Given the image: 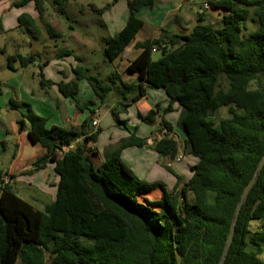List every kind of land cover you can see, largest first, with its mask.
Returning a JSON list of instances; mask_svg holds the SVG:
<instances>
[{
    "label": "trees",
    "instance_id": "trees-1",
    "mask_svg": "<svg viewBox=\"0 0 264 264\" xmlns=\"http://www.w3.org/2000/svg\"><path fill=\"white\" fill-rule=\"evenodd\" d=\"M69 1L76 0H53L56 11L65 14ZM157 1L129 0L125 25L104 42L105 61L119 57L134 40L142 27L139 10ZM30 2L41 18L42 0H18L13 5L20 8ZM206 4L221 12L218 26L205 21L203 10L186 35L161 30L158 38L134 44L139 54L126 71L136 74L135 84L123 83L112 73L103 85L80 66L72 69L73 81L56 84L59 94L73 99L77 82L85 79L103 105L118 84L119 102L109 111L129 136L108 147L98 167L90 157L96 152L87 147L98 130L88 134L86 122L46 128V118L34 114L28 104L10 102L12 109H24L17 121L19 130L27 123L30 142L45 149L30 172L52 163L58 181L54 201L42 211L2 186L0 264H217L234 207L264 154V0ZM17 21L36 30L30 15L21 14ZM47 34L60 37L50 26ZM153 53L158 59H152ZM69 54L62 50L59 56ZM35 56L12 55L6 66L13 70L17 62L23 68ZM39 84L51 82L40 74ZM145 88L164 91L168 98L164 114L173 111L174 103L179 106L182 154L197 160L186 182L175 175L177 183L170 192L138 179L120 158L128 147H147L169 158L178 146L166 132L148 146L126 120L119 119ZM222 108L227 117L216 121ZM156 116L155 111L138 115L148 124ZM161 125L171 130L167 122ZM157 187L163 191L159 200L143 196ZM251 223L257 224L254 231ZM224 264H264V165L241 206Z\"/></svg>",
    "mask_w": 264,
    "mask_h": 264
},
{
    "label": "crops",
    "instance_id": "crops-1",
    "mask_svg": "<svg viewBox=\"0 0 264 264\" xmlns=\"http://www.w3.org/2000/svg\"><path fill=\"white\" fill-rule=\"evenodd\" d=\"M3 9L0 5V35L11 30L15 21L12 19V11ZM208 9L206 2L203 0H188V2H184L183 0H159L151 8H142L137 14L138 18L142 21V27L136 33L134 40L112 62H107L101 58L102 65L104 63L101 69H99L101 63L91 62L90 60L93 57L95 48L93 45L94 42L90 40L91 38L88 39L91 35L88 34L86 28L79 30L81 31V35L70 28V39L75 43L78 51H81L80 53L82 54L84 53V56L80 54L78 56L80 58H77L73 53V48H70L69 45H64L61 51H70L71 54L68 56L74 55L75 60L86 68L92 66L94 71L90 73L96 76L103 85L107 84V77L112 73L117 74L123 83L135 84L136 74H131L126 71L128 64L139 54L134 49V44L158 38L161 30H166L171 34L186 35L198 23V15L203 10L205 11V16L208 15ZM212 11V17L214 16L216 21L209 23L218 26L221 12L219 10ZM76 15H79V13ZM30 17L34 19L31 14ZM80 21H82L81 24L77 23V25L84 27L85 21ZM122 21L120 19L115 23L112 21L116 26L111 34L102 39V50L105 40L112 37L111 35L114 31L118 32L125 25ZM0 51L5 53V46ZM12 53L6 52L7 56L17 54V52ZM58 53L60 54V51ZM38 59L40 60V58ZM44 62L47 63V61H43L42 64ZM65 63L64 69L67 71V75L64 76L60 75V71H57V74L60 76H53L50 72H45V69H42V73H44L43 79L50 81L51 84L45 87H41L39 84V89L30 86L31 81H26V78L18 81L16 76H9L7 78L4 75L0 76V189L6 185L18 198L39 211H42L45 205L54 201L58 178L53 171L54 165L52 163H46L42 168L30 172L35 161L45 154V149L39 144L30 142L27 136L30 128L27 123L23 125L22 130H19L17 121L21 117V114L24 113V109H12L10 107L11 101L14 103L28 104L34 114L46 118V128L51 126L60 128L79 126L81 123L86 122V132L88 134L98 130L96 140L87 145V147L96 152V154L90 156L94 167H98L106 159L108 147L114 146L120 139L129 136L127 131L113 123L109 115V109L119 102L116 92L118 84L113 86L112 91L105 99L104 105L94 95L85 79L77 82V93L73 99L65 98L59 94L56 84L59 82L69 83L73 81L74 74L72 73V69L79 66L76 65V62ZM12 67L14 68L13 70L8 69L6 66L12 74L16 75L18 73L16 64L12 65ZM0 69H2L1 66ZM38 69L40 70V67ZM86 70L87 74H90V70L88 68ZM25 81L28 86L24 84ZM6 84L7 87H5ZM10 88L13 90H10ZM128 96L129 98L131 97L130 95ZM76 104L81 109H78ZM167 106L168 98L163 90L145 88L144 95L134 102H130L126 108V112L119 115V119L126 120L127 125L135 129V136L144 139L148 146L163 137L162 135L165 132L172 135L178 142L174 160L170 162L169 158L161 157L147 147L125 148L122 150L120 158L124 165L138 179L146 183L160 184L167 192H170L175 188L177 183L175 175L180 178L181 183L186 182L190 178L189 169L196 164L197 160L189 157L191 160L189 164L186 167L182 165L185 160L181 148L184 133L178 132L176 128V121L178 120L180 112L179 106L174 103L171 106L173 111L164 114L163 111ZM149 111H155L157 116L150 127H144L138 115L144 116ZM95 118L98 120L96 129L91 126V120ZM161 121H165L171 126L169 132L161 125ZM176 157H180L181 159L177 161ZM167 167L174 174L167 171ZM5 177L7 178L6 182ZM162 195L163 191L157 187L143 196L150 201H155L159 200Z\"/></svg>",
    "mask_w": 264,
    "mask_h": 264
},
{
    "label": "rangeland",
    "instance_id": "rangeland-1",
    "mask_svg": "<svg viewBox=\"0 0 264 264\" xmlns=\"http://www.w3.org/2000/svg\"><path fill=\"white\" fill-rule=\"evenodd\" d=\"M16 0H0L1 8L8 9L12 14V19L14 21L13 28L8 30L5 34L0 35V49L5 46V53L0 51V76L4 75V77L9 76H16L18 81H21L23 78L31 81L30 86L34 88L39 87V80L40 74L42 76V69H45V72H50L53 76H64L67 75V71H65L64 66L65 62L75 63L85 69L86 67L80 65L81 63L77 62L74 58V55L70 56H60L59 51L64 48V45H69L70 48H73V53L76 55L77 58L80 54L84 56V53H80L78 51L75 43L70 39V28L74 32H77L81 35L80 29H87L89 35L88 39L93 41L94 45V54L93 57L90 59L91 62L101 63V58H103V50H102V39L107 35L111 34L112 30L115 28V23L118 19L123 20V23H126L127 16H128V0H76V1H69L66 6L65 10L67 11L65 14H60L56 11V5L53 4V0H42L43 2V10L44 15L39 18L37 16V12L34 10L32 3H28L23 7L17 8L13 5ZM184 2H188L187 0H183ZM201 1V0H198ZM207 2L208 0H203ZM214 1V0H211ZM68 5V6H67ZM92 6V7H91ZM10 8V9H9ZM101 11L99 14L95 13L93 10ZM3 9V10H4ZM208 9L206 22H215L214 16L212 17V11ZM79 13V15H76ZM82 13V14H80ZM21 14H27L34 17V29L28 27V24H21L19 25L17 19ZM216 14V13H215ZM1 16V13H0ZM218 18V17H216ZM7 19V18H6ZM85 21V26L80 27L77 23L81 24L82 21ZM113 21V23H112ZM15 26V27H14ZM50 26L55 32L61 35V38H50L47 34V27ZM250 29L254 28L253 25L248 24ZM11 28V27H9ZM115 32V31H114ZM114 32L111 36L114 35ZM117 32V31H116ZM115 32V33H116ZM64 42V43H63ZM7 53H14L20 54L21 56H29V55H37V57L32 63L28 64L27 66L21 68L18 63L16 64L18 68V73L16 75L12 74L6 68V56ZM12 53V54H13ZM33 53V54H32ZM39 53V55H38ZM16 54V53H15ZM86 54V53H85ZM12 56V55H8ZM7 56V57H8ZM40 58V60L38 59ZM159 54L153 53L152 59H158ZM88 59V58H87ZM86 59V60H87ZM83 60V59H81ZM43 61H47L46 64H42ZM13 64V65H14ZM41 65V66H40ZM104 65V63H103ZM102 63L99 65V69L103 68ZM87 66V65H86ZM110 67L109 65H107ZM40 67V70L38 69ZM90 67V68H89ZM87 67L90 72L94 71L92 66ZM86 68V69H87ZM57 71H60V75L57 74ZM62 72V73H61ZM46 75V74H45ZM87 75H93L92 73ZM74 76V75H73ZM25 81V85L27 82ZM28 86V85H27ZM7 87V84L5 85ZM39 89V88H38ZM10 90H13L10 88ZM108 105H110L108 103ZM104 111V109H102ZM122 114V113H121ZM120 113L118 115H121ZM110 115V118L113 120V123L116 124L118 127L120 126L121 129H124L122 125L118 124L114 118ZM227 117L226 109L222 108L219 110L218 114L216 115V121ZM144 127H150L151 124L144 123ZM176 128L178 132L184 133L182 128L177 124L176 121ZM126 131V129H124ZM180 146V145H179ZM191 156H185V160L182 163L183 166L186 167L189 164ZM192 158V157H191ZM190 199V198H189ZM256 223H251V230L254 231L256 229Z\"/></svg>",
    "mask_w": 264,
    "mask_h": 264
},
{
    "label": "water",
    "instance_id": "water-1",
    "mask_svg": "<svg viewBox=\"0 0 264 264\" xmlns=\"http://www.w3.org/2000/svg\"><path fill=\"white\" fill-rule=\"evenodd\" d=\"M175 154H176V149H174L169 155V161L170 162H172L174 160ZM263 165H264V154L260 157V159H259V161L257 163L256 169L253 172V175H252L251 179L244 186V188H243V190H242V192H241V194L239 196V199H238V201H237V203H236V205L234 207V211H233L232 218H231V221H230V225H229V228H228V233H227V236L225 238V241H224V244H223V247H222V250H221V253H220V257H219V260H218L217 264H224V262L226 260L229 248H230L232 240H233L234 230H235V226H236V223H237L239 211H240L241 206H242L243 202L245 201L250 189L254 185V183H255L260 171L262 170Z\"/></svg>",
    "mask_w": 264,
    "mask_h": 264
},
{
    "label": "built area",
    "instance_id": "built-area-1",
    "mask_svg": "<svg viewBox=\"0 0 264 264\" xmlns=\"http://www.w3.org/2000/svg\"><path fill=\"white\" fill-rule=\"evenodd\" d=\"M188 1V0H187ZM91 126L96 129L97 126H98V120L95 118V119H92L91 120ZM181 158L180 157H176V160L179 161ZM7 181V178L5 177V182Z\"/></svg>",
    "mask_w": 264,
    "mask_h": 264
}]
</instances>
